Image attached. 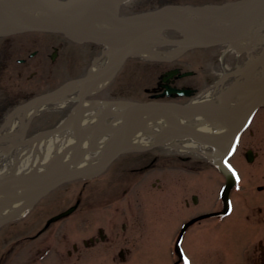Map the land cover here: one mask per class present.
Wrapping results in <instances>:
<instances>
[{"label": "rangeland", "instance_id": "obj_1", "mask_svg": "<svg viewBox=\"0 0 264 264\" xmlns=\"http://www.w3.org/2000/svg\"><path fill=\"white\" fill-rule=\"evenodd\" d=\"M134 1H130L131 3L125 6L122 12L124 15L130 16L153 10L162 2L201 6L218 5L229 0H138L136 4L133 3ZM165 36L177 38L178 34L168 32ZM65 47L64 57L60 63L66 71L64 70L56 84L51 86L58 87L75 78L78 72L70 68V63L81 64L86 51L91 52L86 50L90 45L68 44ZM157 48L164 50L170 47ZM29 49L31 50L32 47ZM230 51L231 53L224 51L221 47L194 49L186 53L183 59L171 62H157L143 57H134L129 59L121 72L112 79L106 91L110 92L108 96L111 95L118 100L144 101L148 97L147 89L155 85L157 75L174 66L197 72L196 76L188 77L182 80V83L204 90L221 76L219 68L222 64V55L226 57L227 52L226 63L234 60L235 52ZM100 53L101 49L96 48L85 58L86 63L82 73L93 64ZM39 77L34 78L36 83L39 82ZM69 114L70 109H59L37 116L29 125L30 135L36 136L40 131L53 130ZM64 129L67 131L68 125H65ZM250 149L255 154V160L251 163L245 156ZM186 156L190 158L189 162L182 161L181 157ZM154 157L159 158L158 170H148L143 173H133L129 170L144 166ZM170 158L175 160L172 162L170 160V164H167ZM231 160L242 174V181L231 191V198L236 204L235 211L232 217L218 224L215 222L216 219H211L193 225L189 229L182 246L193 264H245L243 254L251 253L250 242H257L262 236L259 233H262L264 227L259 225L258 221L264 218V212L263 214L257 212V206H261L264 210V107L256 114L251 126L243 134L238 150ZM183 166H188L189 170L197 172L188 174L178 171L182 170ZM111 167L110 170L95 178L77 180L60 186L45 199L43 198L24 219L0 223V242L9 235L5 245L12 247L16 240L22 239L25 235V221L30 219L31 222H37L39 219H33V217L39 214L49 218L81 199V209L53 229V231L62 232L64 250L71 247L73 242L96 236L97 228L105 225L106 221H116L117 229L116 233L110 234L109 240L104 245L95 246L89 251L87 263L80 261L79 264H174L178 262L177 257L172 254L175 253V240L186 217L202 213L204 208L209 207L218 197L217 192L221 184H225V179L217 171L213 158L192 153L179 154L159 147L150 151L123 154ZM172 174L185 176V179L178 184L171 182ZM219 175L222 177L221 182L217 178ZM171 184L175 185L174 196L170 193ZM183 184H186L184 187L189 191L182 190ZM259 188L262 191H259ZM194 193L200 195V204L197 206L190 202L188 208L185 198ZM40 208L43 209L42 213L38 212ZM252 208H254L253 212ZM123 222L128 224L126 238L130 240L132 248V255L126 262H122L119 258L121 242L113 244L115 234L118 233L123 237L121 234ZM19 247L21 251L23 246Z\"/></svg>", "mask_w": 264, "mask_h": 264}, {"label": "bare ground", "instance_id": "obj_2", "mask_svg": "<svg viewBox=\"0 0 264 264\" xmlns=\"http://www.w3.org/2000/svg\"><path fill=\"white\" fill-rule=\"evenodd\" d=\"M13 2L28 18L42 19L45 16L35 6L33 0H14ZM234 2L237 1L230 0L218 5H206L202 10L209 15H186L176 11L172 13V17L192 24L197 32L207 35L215 32H228L239 25L238 20L244 12V8L240 5L223 7L225 4ZM4 22L5 20L0 17V28H3ZM108 28L107 25L96 21L89 27V30L98 38L103 39L106 37L105 31ZM168 32H176L178 37L167 38L165 33ZM137 38L138 40L134 41L136 46L147 48L145 53L137 56L150 61H177L183 59L185 54L191 50L215 47H221L230 53V50H233L236 56L232 62L226 63L227 52L226 57L222 55V64L219 68L221 76L204 90H199L195 86H193L195 88L178 86L177 81L192 75L196 76L197 72L183 70L181 66L170 67L157 75L155 85L147 89L148 97L144 101L128 102L118 100L111 95L108 96L110 92L103 88L111 78L109 75L102 77L92 87L84 104L79 108L77 104L80 95L88 83H76L73 79L70 80L69 86L63 88L62 92L55 95L53 99L45 100L31 108L27 107L25 114L21 112L19 118L11 117L6 127L2 125L3 129L0 130V181L5 178L23 177L26 183H33L46 175L52 174L60 177L65 173L74 172L96 163L112 149V151L117 149L123 134V121L127 116H129L126 133V152L128 153L163 147L179 154H200L211 159L223 154L227 147V139L224 135L240 121L249 100L253 97L250 91L264 87V13L236 41L211 47L193 48L190 46L189 39L176 30L156 33L152 37L139 33L131 40ZM173 41H177V44ZM159 46L170 48L160 50L157 48ZM124 49L125 47L121 49L106 47L103 56L99 54L97 57L99 60L89 70L90 77L99 74L108 65L118 61L117 58ZM176 70L175 75L169 76L168 82L163 80L162 77L168 72ZM184 74L187 75L182 76ZM165 86L174 90H182L185 94L168 96L165 101L167 95L162 96L167 91V88L164 89ZM234 90L236 92L228 99ZM149 102L191 105L211 110L212 113L221 110L226 112L219 117H214L203 113L183 114L178 110L138 108L139 105ZM58 109H70L67 118L57 126L62 128V125L66 124L68 125L67 131L62 128L54 132L52 130L40 131L37 136L27 135V121H30L33 114L38 113L37 115L41 116L44 111L52 112ZM14 187L8 183L0 190V221L12 216L15 208L23 204L21 201L11 206H2L4 203L1 201L4 199L12 200L26 194L25 190L15 191Z\"/></svg>", "mask_w": 264, "mask_h": 264}, {"label": "water", "instance_id": "obj_3", "mask_svg": "<svg viewBox=\"0 0 264 264\" xmlns=\"http://www.w3.org/2000/svg\"><path fill=\"white\" fill-rule=\"evenodd\" d=\"M126 0H63L58 1L57 6H54L48 0H37L38 5L44 8V10L50 15L51 19H42V20H31L28 19L24 14L13 4L12 0H0V12L5 16L9 21H11L20 31H44V32H53V33H62L77 42H91L95 44H104L108 47L115 46L118 42H122L125 46V49L122 51L121 57L118 62L108 65L103 71L99 74L90 77L79 78L75 82H87L88 86L80 95L78 101V107L80 108L86 97L90 93L92 87L102 78L109 75H113L119 71V69L124 65L128 58L132 56H137L142 53H145L147 48L143 46H136L134 42H131L132 38L138 36L139 33H144V35H149L150 33L163 32L167 30H176L182 35H185L186 38L190 41V46L193 48L197 47H211L215 45H220L223 43L234 42L244 35L255 23V21L264 13V0H241L234 3H228L223 5V7H230L235 5L245 6V10L240 16L239 25L228 32L223 33H211L209 35L203 32H197L187 24L182 21L174 19L169 12L173 10H181L188 14L193 15H209V13L204 10L196 7L185 6V5H167L160 9H157L152 12L145 13L141 16L123 18L120 16V7L122 3ZM106 5H110L112 11L106 8ZM169 19V21L166 20ZM98 23L107 25L109 28L106 32L105 38H98L88 29L92 24ZM89 34L90 36L86 35ZM100 37V36H99ZM137 41V39H133ZM108 43H107V42ZM177 44V41H173ZM176 71L168 72L163 76V80L168 82V78L171 75H175ZM188 74V73H187ZM184 74L182 76H185ZM167 91H165L162 96H176L184 95L185 92L182 90H174L169 86H165ZM62 92L61 90L55 91L43 95L37 100L45 101L50 97H54L58 93ZM236 90L230 93L228 99L234 95ZM254 94L253 98L249 101V104L245 110V113L239 122V124L233 130H230L228 135L231 137L229 149H231L241 134L242 130L249 124L251 118L253 117L256 110L262 106L264 102V87L260 90L250 91ZM78 108V109H79ZM138 108H143L145 110H178L183 114L193 115L197 114H207L213 115L214 117H219L225 114V110L217 111L212 113L211 110H204L191 105H182L178 103H155L149 102L141 104ZM129 116L124 118L123 121V134L121 141L114 151H110L109 154L102 157L96 163H93L87 167L81 168L74 172L65 173L64 175L58 177L55 175H46L36 182L26 183L23 180V177H12L5 178L0 181V190L5 184L14 185L15 191L25 190L24 194L20 198L1 201L4 203L2 206L7 207L21 201L25 202L30 199L37 197H43L52 190L58 188L59 186L77 180L81 178H90L103 170H105L119 155L127 151V129L129 126ZM63 126L62 128H64ZM62 128H57L54 131H58ZM230 151V150H229ZM225 155L218 156L216 158L217 166L223 170L228 178V185L224 192V198H228L229 189L234 184L230 173L227 171L223 164ZM252 157L249 158L251 160ZM25 208V204H20L13 214L21 212ZM75 208H70L69 210L57 215L52 218L49 223L55 222L61 218H64L70 215ZM11 217V216H10ZM9 217V219H10Z\"/></svg>", "mask_w": 264, "mask_h": 264}, {"label": "flooded vegetation", "instance_id": "obj_4", "mask_svg": "<svg viewBox=\"0 0 264 264\" xmlns=\"http://www.w3.org/2000/svg\"><path fill=\"white\" fill-rule=\"evenodd\" d=\"M68 44L74 43L61 34L32 32L0 36V127L9 118L14 116L19 117V113H24L26 104L31 100L60 87L51 85L56 84L62 72L64 70L66 71L65 68L60 67V61L64 57V49ZM31 47L32 49L30 50L29 48ZM94 48L96 47L90 46L86 48V50H90L91 52L86 51L87 53H85L84 57L87 58L90 53L94 52ZM25 55L27 57H24ZM85 58H83L84 61L80 66L76 67V65H73L70 67L75 72H79V76L85 74L89 68L88 66L82 73L86 63ZM74 75L76 76V74ZM36 76H40L38 83L34 81ZM5 79L8 83H6ZM177 85L181 87H193L182 83V80L177 81ZM29 128L27 129V135L30 134ZM181 159L184 162H189L190 158L186 156L181 157ZM158 160V157H154L144 166L129 170L133 173L158 170ZM170 160L172 162L175 158L168 159L167 164H170ZM181 169L178 171L182 173L189 174L191 172H197L196 170H189L188 166H183ZM217 178L219 182L222 179L220 175ZM183 179H185V176H175L172 174L170 177V181L177 184L181 183ZM184 186L186 184H183L182 190L189 191ZM169 188H171L170 193L174 196L175 185L171 184ZM259 191L262 190L259 188ZM200 201V195L196 193L185 198V204L188 208L190 202L199 206ZM81 202L77 210L81 209ZM257 207V212L263 214L264 210H262V207ZM235 208L236 204L232 201L230 212L227 215H221V212L224 210V201L217 197L209 207L206 206L204 208L205 210L202 213L187 216L189 217L188 219L186 217L179 236L183 234L184 237L193 225L201 224L206 220L216 219L215 222L218 224V222L232 217ZM253 209L252 212L254 211ZM38 212L42 213L43 209L40 208ZM41 215L39 214V216L35 215L33 217V219H39L37 222H31L30 219L25 221L26 231L21 240L23 245L21 251L19 250V246L8 247L5 245V241L10 237L9 235L2 239L0 242V264H79L80 261L87 263L89 251L95 246L104 245L109 240L110 234L112 232L116 233L117 229L116 221H106L104 222L105 225L97 228L96 236H90L89 239L73 242L71 247H67L64 250L62 247V232L59 230L53 231L59 225L53 223L44 230L48 220L46 219V215ZM252 217L258 218L255 215H252ZM258 224L264 227V218L262 220L259 219ZM128 229V224L123 222L121 225V234H123V237L117 233L114 235L113 240V244L121 242L122 247L119 249V258L122 262H126L128 257L132 255L130 240L126 238ZM261 234L262 236L258 238L257 242H250L252 244L251 253L243 254L245 264H264V230L262 233H259V235ZM114 260L116 261V258ZM181 260L179 257L178 262L174 264H181Z\"/></svg>", "mask_w": 264, "mask_h": 264}]
</instances>
